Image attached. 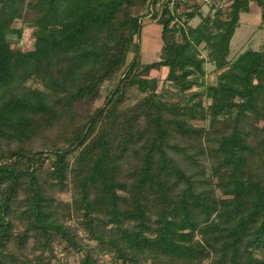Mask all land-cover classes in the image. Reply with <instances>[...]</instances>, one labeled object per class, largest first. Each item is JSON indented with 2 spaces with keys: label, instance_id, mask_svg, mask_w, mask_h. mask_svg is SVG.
<instances>
[{
  "label": "trees",
  "instance_id": "16d2710c",
  "mask_svg": "<svg viewBox=\"0 0 264 264\" xmlns=\"http://www.w3.org/2000/svg\"><path fill=\"white\" fill-rule=\"evenodd\" d=\"M208 2L0 0V264H264V0Z\"/></svg>",
  "mask_w": 264,
  "mask_h": 264
},
{
  "label": "rangeland",
  "instance_id": "374dc122",
  "mask_svg": "<svg viewBox=\"0 0 264 264\" xmlns=\"http://www.w3.org/2000/svg\"><path fill=\"white\" fill-rule=\"evenodd\" d=\"M209 0H197L198 4H201L202 14H206L209 9ZM219 1L220 3H225V0H214ZM192 2H189L191 4ZM200 21V17L196 16L190 23L196 25ZM160 27L155 24L153 21L146 19L144 23V31L142 36V48L143 54L142 58L144 61H152L159 57V47L161 45L160 41ZM12 41L14 38L9 37ZM264 43V23L261 24L260 20V8L251 2V9L248 13H243L239 18V26L236 28L232 39H231V56L235 57L238 53L251 48L257 49L260 45ZM32 45V40L30 32L25 30L24 40L22 46L24 49H29ZM214 68V65L211 63L206 64V70L211 71ZM152 75H158L163 77L165 74V69H162L160 72L152 71ZM206 81L210 84L216 82V73H208ZM59 255L66 259L67 261L74 263L75 256ZM107 258V256H105Z\"/></svg>",
  "mask_w": 264,
  "mask_h": 264
}]
</instances>
